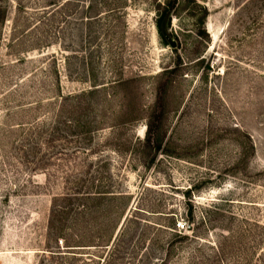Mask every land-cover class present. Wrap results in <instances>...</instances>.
<instances>
[{"label": "rangeland", "instance_id": "rangeland-1", "mask_svg": "<svg viewBox=\"0 0 264 264\" xmlns=\"http://www.w3.org/2000/svg\"><path fill=\"white\" fill-rule=\"evenodd\" d=\"M89 191L126 196L68 250L51 211ZM161 260L264 264V0H0V264Z\"/></svg>", "mask_w": 264, "mask_h": 264}, {"label": "trees", "instance_id": "trees-1", "mask_svg": "<svg viewBox=\"0 0 264 264\" xmlns=\"http://www.w3.org/2000/svg\"><path fill=\"white\" fill-rule=\"evenodd\" d=\"M52 4L55 6V9L52 12L50 11L51 13L49 15L56 12L57 10H59L62 7V5L59 2H58V4H55V3H52ZM90 8L92 9L93 5L91 6L89 4L86 7L87 10ZM98 17H99V14H97V13L95 15H92V16L85 15L84 20L87 22H90L92 20L98 19ZM160 27H161V25H160ZM160 27H159V31L161 33ZM61 103H62V101H61ZM60 106H61V104H60ZM156 120H157V117L155 116V114L149 115L146 118L145 134H144L143 138L140 139L138 137H134V141L132 142L131 147L134 151H137V153H138L139 149H137V147L140 146L139 148H140L142 153H141V155L140 154L138 155L139 159H142L147 155L149 156V154H151V152L156 153L161 146L162 141H161L158 126H153V123H152L153 121H156ZM76 126H77V124H76ZM130 144H131V142H130ZM151 159H153V156ZM74 193L73 194L66 193V194H64V196L61 197V200H63V202H64L63 203L64 206L61 207L62 209H53V211H51V216H50V219L48 222L49 228L52 229V227H53V229H54V237H55L56 241L59 238H61L65 244L64 246L68 250H75L77 247L95 246V245H81V239H83V235L79 234V230L77 228L80 217H83V215L84 216L88 215V214L90 215L92 213V211L95 210L96 204L101 202V200H105V199L106 200H117V199L121 198L120 196H126V195H124V193L110 192V194H109V192H103V191H95V192L89 191V192H83V193L82 192H78V193L74 192ZM107 197H109V198H107ZM72 207H74V209H71ZM139 210H140V208H134L130 217L129 218L126 217L123 220V223L121 224L120 228L115 233L113 238L111 237L106 242V244L102 245L104 248H107L111 245L113 246V244H115V246H116V244H119V242L123 238H125V236L127 234L124 232H125V229H126L128 222H132L135 225H137L139 223L137 217L135 215H133L135 212H139ZM73 216H75V217L73 218ZM67 217L73 218V221H72V224L70 226L71 228H69L68 232L64 233V232H62L63 228H61L60 225H62V220L67 218ZM135 233L136 232L133 231V233H131L128 236L127 241H132L135 237ZM143 236H144V234L142 233V236L140 237V239L143 238ZM143 241H144V238H143ZM115 246H114V248H115ZM164 263H165V261L161 260V262L159 264H164Z\"/></svg>", "mask_w": 264, "mask_h": 264}, {"label": "water", "instance_id": "water-1", "mask_svg": "<svg viewBox=\"0 0 264 264\" xmlns=\"http://www.w3.org/2000/svg\"><path fill=\"white\" fill-rule=\"evenodd\" d=\"M161 34L163 38L168 42V44L171 47H175V42L170 38V36L166 33V28H165V22L163 21L160 27Z\"/></svg>", "mask_w": 264, "mask_h": 264}]
</instances>
